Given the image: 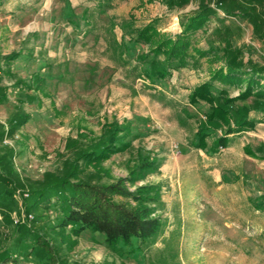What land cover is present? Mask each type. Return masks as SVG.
Returning a JSON list of instances; mask_svg holds the SVG:
<instances>
[{
    "label": "rangeland",
    "instance_id": "obj_1",
    "mask_svg": "<svg viewBox=\"0 0 264 264\" xmlns=\"http://www.w3.org/2000/svg\"><path fill=\"white\" fill-rule=\"evenodd\" d=\"M97 3L0 1V90L7 98L0 103V253L10 257L0 264H47L35 256L37 248L30 250L37 240L67 264H264V113L251 111L255 128L229 135L228 147L211 154L190 146L209 105L189 103L196 86L225 68L227 46L249 68L264 63V0H115L106 13ZM201 6L213 14L194 36L195 47L207 53L196 66L151 82L142 74L147 66L134 70L149 48L128 42L119 60L113 43L122 39L119 23L141 28L157 21L171 37ZM14 52L21 53L16 60L3 59ZM222 88L232 97L240 92L215 83L212 93ZM18 117L23 121L16 124ZM114 125L118 145L128 147L101 163L80 161L73 181L106 186L124 178L130 191L150 187L145 196L159 197L149 205L162 227L138 252L116 253L99 233L71 236L59 226L54 200L49 208H32L28 197ZM221 132H208L209 147ZM145 158L159 168L140 169Z\"/></svg>",
    "mask_w": 264,
    "mask_h": 264
},
{
    "label": "trees",
    "instance_id": "obj_2",
    "mask_svg": "<svg viewBox=\"0 0 264 264\" xmlns=\"http://www.w3.org/2000/svg\"><path fill=\"white\" fill-rule=\"evenodd\" d=\"M114 1L98 0L97 9L100 13H106L111 9ZM241 10L245 12L247 9L241 8ZM244 12L241 13L248 17ZM211 14L213 11L210 7L201 6L186 20L182 31L171 37L158 30L157 21H151L141 28L135 27L133 22L119 23L123 31L122 39L120 42L115 38L113 40L121 51L119 60H122V49L128 48V42L149 48L145 53L136 57L134 70L147 66L143 67L142 74L151 82L168 78L173 70H180L191 65L194 67L200 59L207 56L206 51L195 47L194 36ZM115 26L117 24L111 22L110 29L113 35H115L113 33ZM109 50L113 51L111 47ZM223 53L225 68L213 72L208 81L196 86L189 95L191 105L202 101L210 108L204 120L199 121L195 138L190 142V146L211 154H217L221 149L228 147L229 135L255 128L259 122L250 117L251 111L264 113V63L258 64L256 69L247 67L241 53H237L231 45L227 46ZM20 55L21 53L14 52L4 56L3 59L13 61ZM244 81H247V84L243 89L240 86ZM215 83L224 87L239 86L240 92L232 97L226 88H222L217 95H214L212 89ZM0 91V103H3L7 98L3 90ZM254 96L256 98L252 105L237 104V102L246 101ZM22 121L21 117H18L14 123H22ZM11 125L14 130L16 126L12 123ZM210 130H221L222 132L209 147L207 138ZM117 135L118 131L114 125L109 135L103 136L89 150H79L76 158L66 164L67 169L63 175L53 177L47 174L46 181L38 189L32 191L28 197L30 201H33L32 208L40 205L49 208L54 200L53 206L59 207V226L69 228L71 236L79 237L81 233L87 231L99 233L104 236L107 247L116 253L126 252L125 247L130 248L129 252H138L142 246L155 239L162 227L159 218L151 216L150 201L158 202L159 197L157 195L154 198L145 196L150 187L139 186L135 187L134 191H130L125 185L126 179L124 178L106 186L73 181L78 179L81 173L80 161H85L87 164L101 163L128 147L126 143L122 146L118 145ZM245 150L250 156H255L249 148L246 147ZM139 167L146 172L155 171L159 168V163L157 160L145 158ZM135 182V179H130L131 184ZM153 189L160 194L159 186ZM115 196L130 198L135 204L117 202ZM35 248H37L35 256L39 260H46L47 264H67L55 260L47 243L37 240L35 245L30 246V250ZM9 260L10 257L6 252L0 253V263Z\"/></svg>",
    "mask_w": 264,
    "mask_h": 264
}]
</instances>
